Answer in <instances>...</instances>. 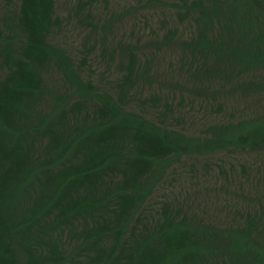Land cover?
I'll list each match as a JSON object with an SVG mask.
<instances>
[{
  "label": "trees",
  "instance_id": "16d2710c",
  "mask_svg": "<svg viewBox=\"0 0 264 264\" xmlns=\"http://www.w3.org/2000/svg\"><path fill=\"white\" fill-rule=\"evenodd\" d=\"M0 264H264V0H0Z\"/></svg>",
  "mask_w": 264,
  "mask_h": 264
}]
</instances>
